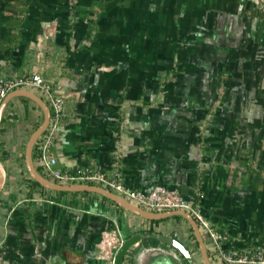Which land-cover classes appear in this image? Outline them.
Wrapping results in <instances>:
<instances>
[{"label":"crops","instance_id":"crops-1","mask_svg":"<svg viewBox=\"0 0 264 264\" xmlns=\"http://www.w3.org/2000/svg\"><path fill=\"white\" fill-rule=\"evenodd\" d=\"M254 1L0 0V76L40 73L65 97L58 167L179 188L226 232L227 249L264 247V14ZM44 115L19 94L1 120L0 264H104L97 243L114 228L142 235L123 264H204L184 216L150 219L98 192L38 184L26 148Z\"/></svg>","mask_w":264,"mask_h":264},{"label":"built area","instance_id":"built-area-1","mask_svg":"<svg viewBox=\"0 0 264 264\" xmlns=\"http://www.w3.org/2000/svg\"><path fill=\"white\" fill-rule=\"evenodd\" d=\"M20 87L41 90L51 108L49 124L36 141L39 151L38 164L43 169L41 172L47 177L64 183H97L119 193L132 203L152 211L187 210L195 217L200 228L205 230L209 240V242L206 241L209 256L214 264H264V247L258 246L245 250L227 249L223 244L226 232L217 229L204 214L200 204L188 198L179 188L163 184H156L147 189L133 188L123 181L119 169L108 172L95 169L91 165H85L78 170L58 167V159L51 153V147L56 141L57 131L62 121L67 116L66 99L53 90L42 74L34 73L31 76H0V103L10 91ZM126 238L120 228L103 232L97 245L98 257L104 264H116L119 249Z\"/></svg>","mask_w":264,"mask_h":264},{"label":"water","instance_id":"water-1","mask_svg":"<svg viewBox=\"0 0 264 264\" xmlns=\"http://www.w3.org/2000/svg\"><path fill=\"white\" fill-rule=\"evenodd\" d=\"M27 95L34 100H36L43 108H44V119L43 121L39 124V126L32 132L27 148H26V164L28 167V170L30 171L32 177L40 182L42 185L52 188V189H57V190H69V191H94L101 193L110 199L114 200L117 202L119 205L127 208L128 210H131L133 212H136L142 216H145L150 219H161L165 218L171 215H182L184 216L190 223L191 227L193 228V233L194 236L199 243L201 255L204 264H214L209 256V251H208V246L207 242L205 240V237L202 233V230L195 219V217L187 210L184 209H168V210H162V211H152L148 210L146 208H143L137 204L132 203L130 200H128L126 197L120 195L119 193L104 187L100 184L96 183H86V182H75V183H64V182H58L53 179H50L47 177L45 174H43L37 167L35 161H34V156H33V150L35 143L39 136L46 130L50 117H51V108L47 101L37 92L30 88H25V87H20L16 88L12 91H10L3 101L0 103V124L1 120L4 114L5 107L9 101V99L12 96L15 95ZM7 178V170L6 167L0 157V191L3 189L5 182ZM141 234L140 233H135L125 239L123 244L121 245L117 258H116V264H123L125 255L127 251L130 249L131 246H133L139 239H141ZM159 238L169 244H172L176 248H178L180 251H182L185 256L193 261L194 260V254L191 250V248L184 243L182 240L179 238L169 235V234H161L159 235Z\"/></svg>","mask_w":264,"mask_h":264},{"label":"rangeland","instance_id":"rangeland-1","mask_svg":"<svg viewBox=\"0 0 264 264\" xmlns=\"http://www.w3.org/2000/svg\"><path fill=\"white\" fill-rule=\"evenodd\" d=\"M254 5L256 6L257 10H259L260 12H262L264 14V0H255L254 1ZM40 170L43 171V169L41 167H40ZM178 216H182V215H178ZM201 230H202V233H203L206 241L209 242V240H208V238L206 236L205 230L203 228H201Z\"/></svg>","mask_w":264,"mask_h":264},{"label":"trees","instance_id":"trees-1","mask_svg":"<svg viewBox=\"0 0 264 264\" xmlns=\"http://www.w3.org/2000/svg\"><path fill=\"white\" fill-rule=\"evenodd\" d=\"M34 157L37 158L38 157V154H39V151H38V144L35 143V146H34ZM35 180V179H34ZM38 184H40V182H38L37 180H35ZM194 235V234H193ZM195 237V236H194Z\"/></svg>","mask_w":264,"mask_h":264}]
</instances>
